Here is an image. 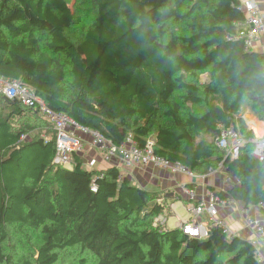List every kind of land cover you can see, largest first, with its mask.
<instances>
[{
    "label": "trees",
    "instance_id": "1",
    "mask_svg": "<svg viewBox=\"0 0 264 264\" xmlns=\"http://www.w3.org/2000/svg\"><path fill=\"white\" fill-rule=\"evenodd\" d=\"M92 2L95 17L74 43L64 34L74 18L65 0H0V76L114 145L128 135L139 146L152 139L156 154L197 174L222 164L239 181L210 190L264 213V161L250 154L252 135L234 120L245 102L264 117V54L235 37L245 18L239 0ZM26 115L43 119L0 97V264H12L4 251L12 228L27 230L28 241L39 236L21 264H59L73 247L91 253L92 264H264L251 241L227 239L219 227L204 239L153 227L163 210L157 193L132 185L114 165L85 168L77 154L71 168L52 164L54 136L27 140L24 127L14 128ZM222 122H238L247 141L237 159L224 157L215 140H196L216 137Z\"/></svg>",
    "mask_w": 264,
    "mask_h": 264
},
{
    "label": "built area",
    "instance_id": "2",
    "mask_svg": "<svg viewBox=\"0 0 264 264\" xmlns=\"http://www.w3.org/2000/svg\"><path fill=\"white\" fill-rule=\"evenodd\" d=\"M240 8L244 11L245 18L236 22L237 33L235 37L243 41L244 48L251 50L254 43L260 36H264V20L263 15L258 7L256 0H239ZM3 96L9 100L18 99L24 106L35 110L44 120H46L54 131V148L55 152L52 157V164L62 165L71 162V157L74 152H83L82 136H90V147L99 151L104 160L117 168L126 167H145L154 165L170 170L174 173H184L191 178L196 175L189 169L188 166L182 165L179 162H171L167 158L158 155L154 152V141L148 139L143 146H139L137 141L128 135L120 145L112 144L101 133L80 126L66 113L55 111L48 107L44 101L36 95L32 88L23 85L17 79H10L0 76V97ZM218 133L215 137L217 148L223 153L224 157L237 159L242 154V149L247 141L240 134L239 130L232 124L219 123L217 125ZM252 145L250 154L258 161H264V132L263 134L255 135L249 139ZM96 164L95 159L86 161L85 168L92 169ZM222 170L223 165L211 171ZM228 180L238 182V178L226 176ZM182 187H184L182 185ZM92 190H96L92 186ZM188 198L195 201L189 209L187 217L176 219L177 228L189 237L196 239H204L208 236L209 229L219 227L225 234L227 239L234 236V233L227 227L224 222L216 217L217 205L228 203V200L219 198L212 192H207L200 198L196 199L195 192L188 190ZM205 197H208L206 199ZM156 202L162 205V200L158 198ZM244 211V210H242ZM174 211V215H175ZM160 214V213H159ZM157 215L152 221V226L156 228H164L163 223L166 218L163 215ZM205 215L208 218V223L200 221V217ZM245 217V223L249 226L256 235L264 237V223L259 219H250ZM255 246V242L251 241ZM255 257L262 261L259 249L255 246Z\"/></svg>",
    "mask_w": 264,
    "mask_h": 264
},
{
    "label": "crops",
    "instance_id": "3",
    "mask_svg": "<svg viewBox=\"0 0 264 264\" xmlns=\"http://www.w3.org/2000/svg\"><path fill=\"white\" fill-rule=\"evenodd\" d=\"M258 7L263 15L264 20V0H256ZM249 51L258 52L264 54V36H260L258 40L254 43L253 49ZM201 74L200 76H202ZM248 103V102H247ZM243 106L241 107L239 113L235 116V121H241L243 123L247 132L251 133L252 137L257 132V135L263 134L264 132V117L260 118L257 116L256 112L251 108L248 103L247 111L243 112ZM238 122L228 123L234 125L238 130L240 129V124ZM240 132V130H239ZM197 141L203 140H215V137H211L210 134H199L196 138ZM90 136H82V145H83V157L85 161L90 159H95L96 164L93 167L95 170H103L108 168L111 164L103 159L101 153L96 149L90 147ZM82 157V158H83ZM72 165V162H70ZM83 166L86 167L83 160ZM90 168V167H87ZM121 177H126L129 179L132 185H135L138 188H142L152 192H165L167 202L173 201L172 203H167V209L163 205V210L160 213L165 216L168 220L169 217L165 215L168 212L172 213L173 218L176 219L180 217H187L189 215V209L195 201L190 200L187 195V191H194L198 199L202 195H205L207 192H212L209 187H213L216 191L226 190L233 184L235 181L228 180L226 176H230L224 168L222 170L218 169L216 171H209L205 174H197L195 171L190 170L196 175L195 178L189 177L184 173H174L168 169L156 167L154 165H148L145 167H126L122 166L118 168ZM232 178H237L230 176ZM182 185L184 187H182ZM213 193V192H212ZM173 196H175L173 198ZM181 197L182 200L177 197ZM159 198L160 195L158 196ZM208 199V197H205ZM158 199V198H157ZM176 199V200H175ZM183 201V202H182ZM189 205V206H188ZM170 208H169V207ZM181 207L184 210V214L178 213V208ZM244 210V211H242ZM174 211L176 212L174 215ZM159 214V215H160ZM170 216V215H169ZM250 219H259L264 223V213L260 211L257 206L244 207V204L239 201H229L225 204L217 205L216 217L221 219L224 224L230 228L234 235L247 239L249 241H254L255 246L259 249L262 263H264V237L256 235V233L245 223V217ZM203 223H208V218L205 215L199 218ZM166 220V221H167ZM174 222V224H175ZM175 227V225H173ZM171 227V228H173ZM165 228V227H164ZM168 228V227H167ZM166 229V228H165Z\"/></svg>",
    "mask_w": 264,
    "mask_h": 264
},
{
    "label": "rangeland",
    "instance_id": "4",
    "mask_svg": "<svg viewBox=\"0 0 264 264\" xmlns=\"http://www.w3.org/2000/svg\"><path fill=\"white\" fill-rule=\"evenodd\" d=\"M67 4L71 7L74 18L71 25L65 29V36L68 40L77 43L80 41L85 33V30L91 25L93 18L95 17V6L92 0H65ZM178 31V30H177ZM69 64H66L67 76L64 80V88L65 93L68 97L75 96V89L70 84L71 75L69 73ZM201 82H206L208 80V76L206 73H203L202 76L199 77ZM197 107L192 106L191 110L197 112ZM248 103L245 102L243 104V112L247 111ZM18 127H24L27 132L23 139H30L33 137H37L43 135L44 137H53L54 131L52 127L44 120L32 115H26L23 119L18 120L14 124V128L17 129ZM77 154L78 156L83 157L82 152H74L71 157V161L73 156ZM84 162L86 163L84 157ZM65 168H71V163L63 164ZM87 166V165H86ZM157 193V192H156ZM157 195H160V199L162 200V204L167 209V203H172L173 201L167 202L165 192H159ZM175 196H173L174 198ZM178 199L182 200L181 197H177ZM176 200V199H175ZM183 202V201H182ZM189 206V205H188ZM169 207V206H168ZM170 208V207H169ZM179 214H184V210L179 207L178 209ZM165 215L169 217V219L163 223L162 226L165 228H171L173 225L178 227L175 222V219L172 216V213L164 212ZM170 215V216H169ZM175 222V224H174ZM24 228H12L9 232V239L5 242L4 251L10 257L12 264H21V262L25 258H29L31 255L35 253V248L39 243V236L37 233L34 235L31 241L27 240V236L25 235ZM82 259H86L88 264H92L94 261V256L89 252L80 253L77 247L67 248L60 252L59 264H78V261Z\"/></svg>",
    "mask_w": 264,
    "mask_h": 264
},
{
    "label": "water",
    "instance_id": "5",
    "mask_svg": "<svg viewBox=\"0 0 264 264\" xmlns=\"http://www.w3.org/2000/svg\"><path fill=\"white\" fill-rule=\"evenodd\" d=\"M173 228H176V226H175V227H173Z\"/></svg>",
    "mask_w": 264,
    "mask_h": 264
}]
</instances>
